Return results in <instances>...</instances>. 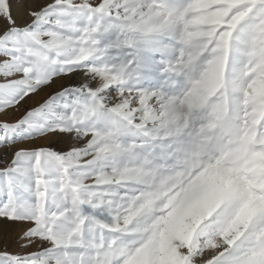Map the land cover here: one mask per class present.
Instances as JSON below:
<instances>
[{"label":"snow or ice","instance_id":"obj_1","mask_svg":"<svg viewBox=\"0 0 264 264\" xmlns=\"http://www.w3.org/2000/svg\"><path fill=\"white\" fill-rule=\"evenodd\" d=\"M0 148V264H264V0H0Z\"/></svg>","mask_w":264,"mask_h":264},{"label":"rangeland","instance_id":"obj_2","mask_svg":"<svg viewBox=\"0 0 264 264\" xmlns=\"http://www.w3.org/2000/svg\"><path fill=\"white\" fill-rule=\"evenodd\" d=\"M22 110H23V109H21V111H22ZM24 143H31V142H24ZM7 158H9V157H7V156L5 155L3 148H0V166H3V160H4V159H7Z\"/></svg>","mask_w":264,"mask_h":264}]
</instances>
